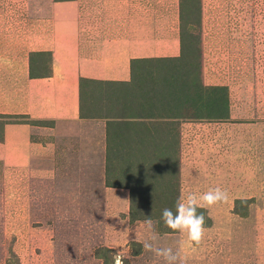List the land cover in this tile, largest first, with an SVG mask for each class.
Returning <instances> with one entry per match:
<instances>
[{
    "label": "rangeland",
    "instance_id": "374dc122",
    "mask_svg": "<svg viewBox=\"0 0 264 264\" xmlns=\"http://www.w3.org/2000/svg\"><path fill=\"white\" fill-rule=\"evenodd\" d=\"M115 38L129 81L82 80L77 121L28 123L49 177L0 163V264H264V0H0V77ZM216 187L199 244L167 228L163 209Z\"/></svg>",
    "mask_w": 264,
    "mask_h": 264
},
{
    "label": "crops",
    "instance_id": "0c3cea01",
    "mask_svg": "<svg viewBox=\"0 0 264 264\" xmlns=\"http://www.w3.org/2000/svg\"><path fill=\"white\" fill-rule=\"evenodd\" d=\"M50 73L31 77L27 66L21 76L13 65L10 75L0 77V114H27L33 119L77 121L80 118L79 78L99 81L127 82L131 79L130 41L126 38L106 40L94 56H80L76 40L74 51L57 49ZM136 53V51L134 52ZM175 46L154 49L151 56L176 55ZM52 143L32 141L31 129L25 123H7L0 140V163L6 167L27 168L40 177L52 170L33 163L35 158L52 154Z\"/></svg>",
    "mask_w": 264,
    "mask_h": 264
},
{
    "label": "clouds",
    "instance_id": "9594fccd",
    "mask_svg": "<svg viewBox=\"0 0 264 264\" xmlns=\"http://www.w3.org/2000/svg\"><path fill=\"white\" fill-rule=\"evenodd\" d=\"M228 200V193L219 187L210 189L207 192L197 194H188L178 199L175 204V210L165 208L162 211V219L167 228L178 231L186 237L188 244H199L204 232L206 231L205 216L203 213L197 214V209L210 208L221 202ZM146 249H151V245L145 244ZM130 253V249H128ZM158 256H164L167 264H175L176 255L172 253L171 248L156 249ZM125 257L121 254L114 256V264H124Z\"/></svg>",
    "mask_w": 264,
    "mask_h": 264
},
{
    "label": "trees",
    "instance_id": "16d2710c",
    "mask_svg": "<svg viewBox=\"0 0 264 264\" xmlns=\"http://www.w3.org/2000/svg\"><path fill=\"white\" fill-rule=\"evenodd\" d=\"M72 1V0H71ZM132 61V60H131ZM130 65H131V63H130ZM31 77H36V76H34V75H30ZM86 78H82V77H80L79 78V84H81V81L82 80H85ZM81 86V85H80ZM2 116H5V117H19V116H24V117H26L27 118V120L28 121H24V122H6V123H4V124H7V123H30L29 121H31V120H33V118H31L29 115H27V114H13V115H11V114H6V115H2ZM4 126V125H3ZM3 126H2V129H3ZM2 139V131H1V138H0V140Z\"/></svg>",
    "mask_w": 264,
    "mask_h": 264
}]
</instances>
